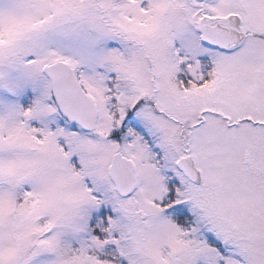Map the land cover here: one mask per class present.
I'll use <instances>...</instances> for the list:
<instances>
[{
    "label": "snow or ice",
    "instance_id": "snow-or-ice-1",
    "mask_svg": "<svg viewBox=\"0 0 264 264\" xmlns=\"http://www.w3.org/2000/svg\"><path fill=\"white\" fill-rule=\"evenodd\" d=\"M0 264H264V0H0Z\"/></svg>",
    "mask_w": 264,
    "mask_h": 264
}]
</instances>
